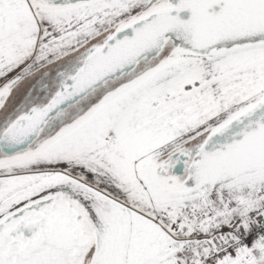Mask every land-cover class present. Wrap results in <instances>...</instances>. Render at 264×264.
Wrapping results in <instances>:
<instances>
[{
	"label": "snow or ice",
	"instance_id": "6c2138e0",
	"mask_svg": "<svg viewBox=\"0 0 264 264\" xmlns=\"http://www.w3.org/2000/svg\"><path fill=\"white\" fill-rule=\"evenodd\" d=\"M0 264H264V0H0Z\"/></svg>",
	"mask_w": 264,
	"mask_h": 264
}]
</instances>
